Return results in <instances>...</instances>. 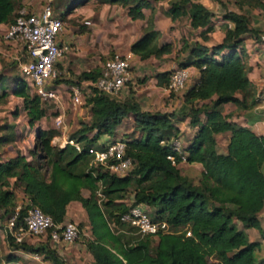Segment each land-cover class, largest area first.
Returning <instances> with one entry per match:
<instances>
[{"label": "trees", "instance_id": "obj_1", "mask_svg": "<svg viewBox=\"0 0 264 264\" xmlns=\"http://www.w3.org/2000/svg\"><path fill=\"white\" fill-rule=\"evenodd\" d=\"M84 1L58 0V5L63 6L58 14L60 20ZM101 2L127 4V0ZM233 2L237 10L248 7L264 12L263 0ZM149 6L147 0H138L126 8V14L131 20L142 19V9ZM13 12L12 0H0V23L9 24ZM164 13L171 21L186 16L191 29H201L200 41L183 39L178 50L186 54L176 62L177 68L198 70L197 80L182 94L185 109L143 110L131 92L117 99L87 85L89 92L84 103L88 107V120L80 122L68 138L79 144V151L69 144L62 148L52 146L50 140L56 130L36 128L35 142L27 151L30 160L17 150L13 157L0 162V224L4 225L16 212L15 225H18L31 207L39 208L53 224H61L67 205L77 201L89 226V237L83 244L91 257L90 264H264V254L257 257L255 253L264 250L258 216L264 206V135L228 121L221 113V105L227 102L239 110L256 103L241 42L249 33L258 38V31L251 30L245 14L226 9L221 17L232 26L224 29L219 44L209 47L205 42L213 13L204 5L195 0H171ZM158 37V30L148 18L141 36L129 45V52L140 60L169 54L171 44H158ZM170 73L171 70L155 73V85L167 89ZM99 75L97 68L82 71L74 84L82 86L84 80L94 82ZM9 82L10 95L21 99L20 109L27 126L34 127L45 115L44 102L30 92L21 76H11L9 80L0 77V104L7 95ZM53 84L50 81V86L54 87ZM47 87L50 88L48 84ZM17 109L11 113L13 119ZM200 115L204 116L203 121ZM126 117L132 118L133 129L139 133L137 137L120 138L125 143V156L132 164L128 173L117 176L89 164L87 149L113 141L97 143L102 135H112ZM185 118L190 126L197 127L181 149L185 163L201 166L197 183L180 173L177 167L180 157L171 149V139H177L175 124ZM13 128V124L2 127L0 147L14 143ZM224 132H229V137L225 152L219 153L214 136ZM168 155L173 156V164ZM10 178L14 179L12 183ZM15 187H20L24 197L18 207ZM130 188L132 202L125 204L123 199ZM83 189L88 191L87 196L82 195ZM97 192L103 197L100 205ZM132 204L152 207L154 211L149 216L164 221L168 232L153 235L154 243L153 236L133 235L134 229L118 219ZM249 228L258 231L262 242L248 240L244 229ZM5 240L13 250L34 253L51 264H68L47 242L38 246L23 241L15 243L7 230ZM5 258L17 260L12 254Z\"/></svg>", "mask_w": 264, "mask_h": 264}, {"label": "rangeland", "instance_id": "obj_2", "mask_svg": "<svg viewBox=\"0 0 264 264\" xmlns=\"http://www.w3.org/2000/svg\"><path fill=\"white\" fill-rule=\"evenodd\" d=\"M14 4V13L19 9L24 8L27 11H38L44 5L45 0H12ZM138 0H127L126 6H121L120 4H107L102 3L101 0H85L81 5L74 8L72 11L67 12L63 15L62 34L65 37L68 50L59 58L55 64L56 77L51 79L54 84H59L57 86L58 93L56 96V101L48 100L45 101L43 106L45 109L44 117L34 124V127H27L26 117L21 107V99L14 98L9 93L10 82L7 83V95L2 99L0 104V131L2 127L6 125L13 124L14 132L16 133V140L14 143L4 145L8 146L6 150H10V153L19 151L21 154L25 155L28 160L30 157L27 156V151L32 148L35 142L34 131L36 128L43 129H55L56 138L58 140L69 138L70 134L77 130L80 122H86L88 120V107L85 103L79 107H73L70 104V91L69 86L73 85L77 81V76L82 71L100 69L104 60L110 57L112 54H126L129 52V45L138 39L144 29L146 21L148 18L153 21V14L158 11L160 15H165V10L169 6L171 0H160L149 2V7L143 10V18L131 20L126 14V8L128 6H133ZM264 1V0H263ZM58 0H52L51 5L53 7V13L58 16L59 11L62 10L63 6L58 5ZM223 13V12H222ZM13 18V16H12ZM154 24V22H153ZM7 27V24H6ZM155 27V25H154ZM4 32V30H2ZM0 32V77L9 78L11 76L20 77V71L18 69V60L21 59V49L20 46H9L2 40L3 32ZM197 32H192L188 25V19L186 16L178 18L173 22V27H166V33L163 37H158V44L169 43L171 44V52L164 55V62L170 65L174 61L184 59L185 52L179 53V48L181 46L182 40H187L192 42L193 38L196 37ZM12 49V51L10 50ZM178 55V56H177ZM168 56V57H167ZM132 58V56H131ZM130 58V59H131ZM147 62V61H146ZM145 62V63H146ZM131 63V64H130ZM130 80L126 83V90L131 92L135 98H138L136 90L144 85L147 86L148 92L151 90L152 86L144 84L146 79L151 76L147 73L145 68L139 67L135 68L132 65V60L129 61ZM175 66V65H174ZM177 66V65H176ZM169 67V66H168ZM169 70H172L171 68ZM135 73V74H134ZM134 74V75H133ZM83 86V85H82ZM83 90L88 89L85 85ZM90 88V87H89ZM136 88V89H135ZM135 89V90H134ZM29 92V91H28ZM145 92V91H144ZM171 92V91H169ZM30 93V92H29ZM173 93V92H172ZM117 99H122L123 97L118 94L115 96ZM169 97L162 98V102H167ZM159 99L150 105L149 107L157 108L161 103ZM18 108L17 116L13 119L11 117L12 111ZM159 111V110H151ZM62 113L63 119V129L56 128L53 123L54 117ZM89 136L92 135L88 133ZM139 135L138 131L133 129V123L131 117L124 118L121 123L115 128L112 135H102L97 143L106 142L107 140H112L116 138H127L137 137ZM224 137H219L217 139L216 151L225 152L224 147ZM173 138L171 139V141ZM178 142L181 144V139L177 138ZM52 144V143H51ZM3 147V146H2ZM55 147H57L55 145ZM183 147V146H182ZM58 148V147H57ZM89 164L91 163V158L89 159ZM180 173L189 177L193 183H197L201 174L198 169L193 167L185 166L183 164L177 166ZM264 172V165H263ZM99 186V185H98ZM88 191H83V196H87ZM20 199L18 193L15 196L16 205H20L18 200ZM102 195H97V201L99 205L103 202ZM123 202L125 204H131L132 202V188H130L124 196ZM149 213L152 214L154 209L150 206ZM79 212L80 209H79ZM75 220L65 219L64 221H72L76 224L79 234L69 244L64 245H51L44 237H26L23 242L31 245L38 246L41 243L47 242L50 244L57 252V254L68 264H90L91 257L86 252L84 247V240L89 237V226L86 220L85 213L77 214ZM260 225L262 226L263 236H264V206L260 213L258 214ZM1 225V224H0ZM237 227L240 228V224L237 223ZM124 229H127L125 226ZM249 241H259L262 242L260 234L253 228L244 229ZM6 229L4 225L0 226V264H40L42 261L41 256L36 255L31 252H27L21 249L13 250L11 246L5 240ZM136 232L133 230V235ZM153 243L155 237L153 236ZM15 251V252H14ZM257 257H261L264 254V250H258L255 252ZM12 254L17 257L16 261L6 260V255ZM37 256L35 259L33 256ZM45 264H51L49 262Z\"/></svg>", "mask_w": 264, "mask_h": 264}, {"label": "built area", "instance_id": "obj_3", "mask_svg": "<svg viewBox=\"0 0 264 264\" xmlns=\"http://www.w3.org/2000/svg\"><path fill=\"white\" fill-rule=\"evenodd\" d=\"M52 0H45L40 10L27 11L24 8L14 13L12 21L7 24L3 33V40L10 42L13 47L20 46L21 59L18 60L20 76L26 81L30 92L38 96L43 102L56 101V92L47 87L48 81L55 77V64L68 50V45L60 42L63 25L60 18L53 13ZM264 49V37L262 38ZM132 54H112L101 65L100 75L90 82L96 91L110 97L117 96L130 80L129 61ZM187 72L185 69L173 68L167 85L168 91H179L184 87ZM83 86L75 84L69 86L70 104L73 107L83 105L89 90H82ZM54 126L63 129L62 113L53 119ZM52 146L59 148L66 144L72 145L76 151L80 150L78 143L70 139L58 140L56 136L50 140ZM171 149L184 161L182 147L177 139L171 141ZM87 153L91 157L93 166H99L109 173L123 176L131 169V160L125 156V143L117 138L99 148L89 147ZM167 158L174 163V158ZM97 195H100L97 192ZM16 212L4 224L15 243H20L26 237H44L52 245L69 244L78 235L76 224L63 221L53 224L51 219L43 214L39 208L27 209L21 222L15 225ZM119 222L133 228L140 236H153L157 233L168 232L169 227L164 221L154 220L149 216L148 208L143 204H132L128 210L119 216ZM185 235H189L186 232Z\"/></svg>", "mask_w": 264, "mask_h": 264}, {"label": "crops", "instance_id": "obj_4", "mask_svg": "<svg viewBox=\"0 0 264 264\" xmlns=\"http://www.w3.org/2000/svg\"><path fill=\"white\" fill-rule=\"evenodd\" d=\"M195 1L201 3L213 13V17L211 18V31L206 34L208 37L207 41L205 42L206 46L210 47L212 45L219 44L223 38L224 29L226 27L232 26L230 22L222 19L221 17L222 12H224V10L226 9L228 11H234V12L239 11L245 14L250 21L249 27L251 28V30L258 31V34H257L258 38H256V36L251 35L249 33L243 37V40L241 42L242 50L246 54L247 63H248V66L250 67V70L248 73V79L252 84L253 96L256 100V103L249 106L247 109L239 110L236 108L234 104L227 102L221 105V113L222 115L227 116L228 121L234 122L238 125L248 127L255 134L264 135V49L262 48V38L264 37V12H262L259 9H250L248 7H242L240 10H237V8H235L233 0H195ZM142 13H143V10H142ZM153 18H154L153 22L155 25V29L158 30L160 34V38L163 37L164 34L166 33L167 25L173 27V22L176 21V20L171 21L167 16L160 15L158 11H156L153 14ZM5 29H6V24L0 23V32L2 30L5 31ZM190 30L192 32H197L196 37L193 38V41H200L198 38V33L201 29H191L190 28ZM3 33L1 34L3 35ZM59 39L61 43L68 45L62 33ZM3 42H5L9 46H13L10 42H6L4 40ZM10 50L12 51V49ZM163 56L160 58L149 57L145 60H140L137 56L132 55V58L130 59L132 60V65H135L136 69H138L139 67H142V68H145L147 73L151 74V76H149L144 82L145 85L148 83H151L149 84V86L150 85L152 86L151 90L148 92V89H146L147 86L144 87L143 85L141 86V88H138V90H136V94H135L137 96L139 95L136 101L139 103L141 109L143 110H148V111L159 110L161 112H170V111H177V110L185 109V106L182 101V94L188 87L193 85L198 78V70L194 67H187L185 68V71L187 72V78L185 80L184 87L181 90L175 91L172 93V91L169 92L165 88L156 86L155 78H154L155 73L169 71L170 68L171 69L177 68L174 61H171L172 63L170 65H167L163 61L164 60ZM130 76H132V73L130 74ZM50 81L51 80L48 81L49 87L52 90H54L56 93H58L57 86H59V84H55V85L53 84L54 87H52L50 86ZM89 83H90L89 81H85V80L82 81L83 86L84 85L87 86L89 85ZM126 89H127L126 86H124L122 91L119 93L122 97L126 96L128 92V90ZM236 96L239 97V94H236ZM57 97H59V95H57ZM166 97H169L167 102L165 103L162 102L161 99L166 98ZM14 98H17V97H14ZM159 99L161 100V103L158 105L157 108H154L155 106L151 108L149 107V104L147 101L150 102V105H154V103L158 101ZM203 102H208V101H203ZM200 120L201 121L204 120L203 115H200ZM26 122H27V119H26ZM175 126L177 128V133H176L177 138L181 139V144L184 148L188 144L189 140L193 137L197 127L190 126L188 124V118H185L183 121L176 123ZM214 137H215L216 144H217V139L219 137H224L225 138L224 147H226L227 139L229 137V132L216 134ZM7 148L8 146L0 147V162L5 161L6 159L11 158L15 155V152L14 154L13 152L10 153V150H6ZM220 153H224V152H220ZM181 164L185 166L193 167L195 169H198L201 172V166L197 163L187 164L184 161H181L179 162L178 165H181ZM13 180H14L13 178H10L9 182L12 183ZM84 190L85 189L81 191L82 195H83ZM17 193L20 197L18 202L21 204L24 197H23L22 192L20 191V187L14 188V195L16 196ZM79 209L81 212H79ZM79 213H81L82 215L84 213L79 202L72 201L66 207L65 219L75 220L77 216L79 217V215H77ZM61 245H64V244H61ZM33 258L37 259L38 257L35 255L33 256ZM45 263H47V261L42 260L40 264H45Z\"/></svg>", "mask_w": 264, "mask_h": 264}]
</instances>
